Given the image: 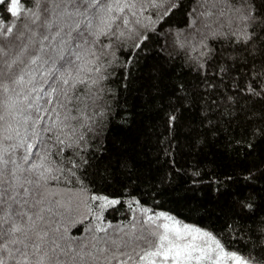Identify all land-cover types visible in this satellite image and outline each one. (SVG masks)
<instances>
[{
	"label": "snow or ice",
	"instance_id": "1",
	"mask_svg": "<svg viewBox=\"0 0 264 264\" xmlns=\"http://www.w3.org/2000/svg\"><path fill=\"white\" fill-rule=\"evenodd\" d=\"M0 264H264V0H0Z\"/></svg>",
	"mask_w": 264,
	"mask_h": 264
},
{
	"label": "trees",
	"instance_id": "2",
	"mask_svg": "<svg viewBox=\"0 0 264 264\" xmlns=\"http://www.w3.org/2000/svg\"><path fill=\"white\" fill-rule=\"evenodd\" d=\"M176 21L179 22L181 17L178 15L176 18ZM137 111H139V109H137ZM121 135H124L123 132H121ZM172 207L175 208L176 211L182 213L183 215H189V210H188V207L184 206L183 202L179 203V204H175V205H172ZM193 218H197L198 217V213H193Z\"/></svg>",
	"mask_w": 264,
	"mask_h": 264
}]
</instances>
